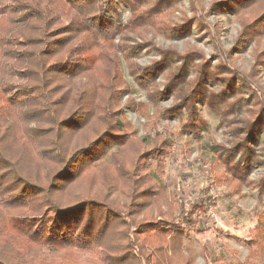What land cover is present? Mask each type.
Here are the masks:
<instances>
[{"label": "trees", "instance_id": "1", "mask_svg": "<svg viewBox=\"0 0 264 264\" xmlns=\"http://www.w3.org/2000/svg\"><path fill=\"white\" fill-rule=\"evenodd\" d=\"M152 2L0 0V264H81V259L69 263L55 257L95 247L102 251L109 248L106 243H132L126 252L144 264H194L187 243L191 231L202 232L201 212L206 216L207 209L202 211L200 199L187 205L170 198L162 176L170 153L168 137L163 135L160 143L144 150L145 141L122 107L124 95L131 93L123 60L150 103L156 105L166 94L151 78L155 71L168 70L173 52L158 49L160 60L140 69L132 61L136 47L130 42L143 38L140 27L157 26L166 35L174 31L164 19L175 1ZM118 3L129 10L126 21ZM225 3L233 12L250 8L246 17L250 25L243 22L242 27L257 33L253 23L257 19L264 23V0ZM182 71L172 74L169 82L167 75L166 87L186 94L188 101L207 98L219 117L234 114L237 103L222 108L215 103L226 100L225 92L215 95L205 88L203 75L211 78V72L201 70L202 77L192 81ZM126 105H131L129 100ZM167 117L168 109L153 112L150 120L156 124ZM260 120L244 122V137L234 129L228 149L213 147L236 180L247 178L241 168L254 162L247 146L261 128ZM130 137L143 151L134 145L130 159L114 155L111 159L109 150L129 147ZM97 142L103 147L96 157L92 147ZM238 152L243 160L235 159ZM142 164L148 171L137 176ZM258 186L263 194L264 177ZM255 239L264 254V227ZM146 249L149 253L143 255ZM201 256L204 264H250V257L240 261L234 255L222 262L206 246L201 247Z\"/></svg>", "mask_w": 264, "mask_h": 264}, {"label": "rangeland", "instance_id": "2", "mask_svg": "<svg viewBox=\"0 0 264 264\" xmlns=\"http://www.w3.org/2000/svg\"><path fill=\"white\" fill-rule=\"evenodd\" d=\"M154 1L157 0L152 3ZM174 1V6L168 9V18L164 19L170 27H174V31H168L166 35L157 26L140 27L143 38L136 37L130 42V45L136 47L132 61L138 69L160 60L158 49H168L174 53L168 56V70L155 71L151 78L157 89L166 94L158 98L156 105L150 103L145 91L132 81L129 68L123 60L124 77L131 83V93L125 94L122 100L124 113L131 125L136 127L140 139L145 141L142 145L144 150L153 147L158 141L160 143L165 136L168 137L170 153L162 176L170 198L182 200L187 205L189 200L200 199L202 211L204 207L207 209L206 216L201 212L202 232L191 231L187 243L194 264H204L202 246H206L222 262L234 255L240 261L250 257V264H264L263 250L255 239L260 226L264 227V193H261L258 186L264 177V23L257 19L253 23L257 33L248 32L242 24L250 25V21L246 22L250 8H238L233 12L225 7V0ZM214 4L215 9L212 8ZM119 10L126 21L128 8L119 4ZM149 43H152L151 47L147 46ZM182 70L184 77H191L192 81L197 76L202 77L201 70L211 72V78L203 75L205 88L215 95L225 92L226 100H216L215 103L221 108L237 103V108H233L234 114L227 113L226 117H219L210 107L207 98L196 96L188 101L186 94H177L169 84L166 87L167 75L169 82L172 74L179 75L183 73ZM193 86V83L190 84L189 89ZM127 100L131 105H126ZM167 109L166 119H160L156 124L151 122L153 112ZM189 110L190 116L187 114ZM173 113L177 114L170 116ZM258 117L261 118V128L256 133L254 131L253 141L250 140V147L247 146L255 158L251 163L254 162L241 168L242 172L247 171V178L236 180L231 175L232 171L229 169L228 172L223 163L219 162L216 150L232 146L234 129L239 130L240 138L244 137V122H252ZM192 131H200V134L196 136ZM164 132H168V135ZM83 138L82 134L77 137L80 141ZM98 142L92 147L93 156L96 157L103 147V143ZM130 144L127 148H111V159L113 155L115 158L125 156L130 159L135 155L132 151L134 145L143 151L135 138L130 137ZM236 154L235 159L241 160L240 152ZM110 157L107 156L108 160ZM99 161L96 160V163ZM143 165L139 167L137 176L147 173L148 169ZM205 199L206 202L202 201ZM131 244L106 243L109 248L102 251L95 247L83 254L80 251L59 253L55 258L63 262L78 259L79 263L88 261L90 264H109L108 261L144 264L137 262L138 259L133 260L129 252H126L125 247ZM116 247H121V250L116 252ZM148 250L142 254L146 255Z\"/></svg>", "mask_w": 264, "mask_h": 264}]
</instances>
